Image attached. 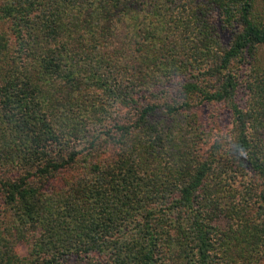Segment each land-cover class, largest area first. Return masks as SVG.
Instances as JSON below:
<instances>
[{
    "label": "trees",
    "instance_id": "16d2710c",
    "mask_svg": "<svg viewBox=\"0 0 264 264\" xmlns=\"http://www.w3.org/2000/svg\"><path fill=\"white\" fill-rule=\"evenodd\" d=\"M263 48L256 0H0V264H264Z\"/></svg>",
    "mask_w": 264,
    "mask_h": 264
},
{
    "label": "rangeland",
    "instance_id": "374dc122",
    "mask_svg": "<svg viewBox=\"0 0 264 264\" xmlns=\"http://www.w3.org/2000/svg\"><path fill=\"white\" fill-rule=\"evenodd\" d=\"M256 3L259 12L263 13L264 15V0H256ZM217 26H219V24H217ZM217 26L216 28L220 42L223 46H226L231 37V33L228 30H219V27ZM257 65L259 66L258 68H264V48L260 49L257 53ZM199 109H200V113H199L200 116L206 115L207 119L209 118L211 121L217 122L218 127L220 125L223 126L224 124H226L228 120V114L222 110L220 111L218 107L215 106V104H202L199 106Z\"/></svg>",
    "mask_w": 264,
    "mask_h": 264
}]
</instances>
